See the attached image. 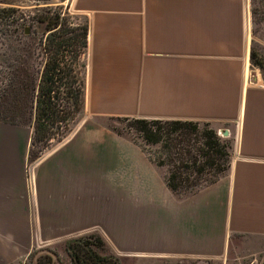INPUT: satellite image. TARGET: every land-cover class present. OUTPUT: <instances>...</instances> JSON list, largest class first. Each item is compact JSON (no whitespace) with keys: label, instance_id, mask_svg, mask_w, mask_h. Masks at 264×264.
<instances>
[{"label":"crops","instance_id":"0c3cea01","mask_svg":"<svg viewBox=\"0 0 264 264\" xmlns=\"http://www.w3.org/2000/svg\"><path fill=\"white\" fill-rule=\"evenodd\" d=\"M63 3L86 23L87 116L224 126L233 159L226 175L175 194L146 154L113 149L109 134L73 131L27 163L30 131L0 122V264L42 247L68 259L65 241L91 233L119 264L264 254V85L248 78V0Z\"/></svg>","mask_w":264,"mask_h":264},{"label":"rangeland","instance_id":"374dc122","mask_svg":"<svg viewBox=\"0 0 264 264\" xmlns=\"http://www.w3.org/2000/svg\"><path fill=\"white\" fill-rule=\"evenodd\" d=\"M63 2L64 0H0V114H4L7 111L17 112L19 114L17 118L20 121V125L14 126L29 130L30 139L33 130L34 109L32 106L31 109L29 107V94L32 89L35 93L37 88L42 66L46 59L41 47L45 36L49 32L45 30V23L41 21L42 17L47 16L52 19L56 18L57 25L53 30H56L55 32L58 33L69 32L64 34V37H71L72 34L77 35L81 33V28L83 26L86 28L85 19L70 12L67 4ZM248 9L251 34L248 78L251 82L257 81L258 84L264 85V0H248ZM5 15L7 16L5 17ZM85 46L80 50L79 55L74 61H71L73 58L71 51L72 46H67L66 50L62 51L61 59L58 63V68L61 72H63L64 63L72 70L71 76H73L77 82L71 85V88H75L80 82L82 90L80 107L77 108L76 104L72 105L70 100H65L63 95L64 87L62 84H54V86L58 87L53 89V91L56 92V98L52 100L54 104L52 108L53 113L48 115V118L53 119L56 117L59 118V120L50 128V137L43 148H41L42 143L39 142L28 146L30 150L27 153V163H31L38 159L42 154L62 142L73 131L94 134L106 133L112 136L113 149H140L161 172H164L165 176L167 170V157L165 154L167 153L166 143L168 141V137L165 133H162L161 141L158 143H149L145 141L143 133L140 131V126L142 125L135 121L140 118H91L85 114L83 110ZM251 52L257 59L256 64H253L250 60ZM255 74L256 77L254 76ZM65 80L63 82H65ZM69 80H71V78ZM9 85L12 91L8 93L3 92L2 90ZM17 92L20 94H17ZM65 112H68V115L67 113L65 114ZM144 120L150 121L158 119ZM158 121L163 127L161 132H164L170 127L168 124L171 120ZM0 122L5 123L1 121V118ZM195 123L198 124V131L201 132L204 128L208 127L212 129L216 135L218 134L219 136H217L220 139L226 140L229 144L228 163L225 169L218 174V179L227 174L229 162L233 159V135L223 138L220 133L216 132L214 124L207 122ZM203 123L206 124L205 127ZM146 127L151 128V130L155 128V126H150L148 124H146ZM221 129L223 130L225 127L223 126ZM169 136L173 137L175 134ZM196 136L199 137L198 135ZM191 137L193 138V136ZM197 140L199 142L201 138ZM183 144L180 145L183 146ZM198 144L199 143L194 144L193 148L197 147ZM159 161L163 162V164H157ZM201 162V159L198 158L197 164L199 165ZM212 173L213 169L204 168L203 172L199 173L197 177L199 186L204 185V181L210 179ZM190 178H193V175H191L189 179ZM43 249H47V247L34 249L25 264H35L37 256L44 254L43 251H40ZM106 251L109 253L107 249ZM253 259L260 261L259 264H263L264 254H258L252 258L244 259L238 264H248ZM57 264H69V260L63 253H59ZM172 264L219 263L211 260H190L188 262H174Z\"/></svg>","mask_w":264,"mask_h":264},{"label":"trees","instance_id":"16d2710c","mask_svg":"<svg viewBox=\"0 0 264 264\" xmlns=\"http://www.w3.org/2000/svg\"><path fill=\"white\" fill-rule=\"evenodd\" d=\"M53 19L47 16L41 19L45 23V30L49 31L41 47L46 59L42 66L36 91L34 93L32 89L29 94V107L31 109L32 106L34 109L33 130L29 145L39 142L42 143L41 148L45 146L50 137V128L59 120L56 117L53 119L48 118V115L53 113L52 108L54 104L52 100L56 98V92L53 89L58 87L54 86V84L59 83V85H63L65 100H70L72 105H77V108L80 107L82 97L80 82L75 88H71V85L75 84L77 80L71 76L72 70L70 67L64 63L63 65L65 66L63 67V72H61L58 68V63L61 59L62 51H65L67 46H72L73 58L71 61L75 60L80 50L85 46L86 28L83 26L81 33L77 35L72 34L71 37H64L63 35L69 32H55L56 30L53 29L57 25V20L56 18ZM250 60L253 64L257 63V59L252 52L250 53ZM70 78L71 80H69ZM64 80L65 82H63ZM2 91L5 93L11 92V86L5 87ZM17 94L20 93L17 92ZM66 113L68 115V112ZM18 116L19 114L14 111L0 114L1 121L12 125H20ZM135 121L142 125L140 126V131H142L146 142L158 143L161 141L162 133H165L168 137L166 143L167 153L165 154L167 157V170L164 181L167 188L175 194L189 193L202 186H199L197 177L199 173L203 172L204 168L213 169V173L211 178L205 180V184H203L206 185L214 182L218 174L225 169L228 163V142L220 139L208 127L200 132L197 128L198 124L195 122L171 120L168 124L170 127L161 132L163 127L158 123V120L146 121L144 119H136ZM146 124L155 126L154 130L146 127ZM203 126L205 127L206 124L203 123ZM171 134H175V136H169ZM200 138L201 141L198 142L197 139ZM196 143H199L198 146L193 148ZM180 144H183V146ZM198 158L202 161L199 165L197 164ZM157 164H163V162L159 161ZM191 175H193V178L189 179ZM40 251H43L44 254L37 256L35 264H57V257L53 251L49 249ZM64 251L68 256L69 264H119L118 258L106 251L104 242L95 233L65 241Z\"/></svg>","mask_w":264,"mask_h":264},{"label":"water","instance_id":"95a60500","mask_svg":"<svg viewBox=\"0 0 264 264\" xmlns=\"http://www.w3.org/2000/svg\"><path fill=\"white\" fill-rule=\"evenodd\" d=\"M218 133H220L222 136L227 135V131L226 130H219Z\"/></svg>","mask_w":264,"mask_h":264},{"label":"built area","instance_id":"2783aa9c","mask_svg":"<svg viewBox=\"0 0 264 264\" xmlns=\"http://www.w3.org/2000/svg\"><path fill=\"white\" fill-rule=\"evenodd\" d=\"M259 263H260V261H256V260L254 259V260L250 261L248 264H259Z\"/></svg>","mask_w":264,"mask_h":264},{"label":"bare ground","instance_id":"6f19581e","mask_svg":"<svg viewBox=\"0 0 264 264\" xmlns=\"http://www.w3.org/2000/svg\"><path fill=\"white\" fill-rule=\"evenodd\" d=\"M248 16H247V28H248V22H249V14H247ZM249 34V33H248Z\"/></svg>","mask_w":264,"mask_h":264}]
</instances>
